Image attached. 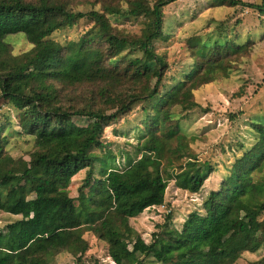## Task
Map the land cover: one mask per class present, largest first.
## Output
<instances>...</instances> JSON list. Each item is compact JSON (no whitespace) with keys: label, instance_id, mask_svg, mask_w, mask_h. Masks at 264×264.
<instances>
[{"label":"trees","instance_id":"16d2710c","mask_svg":"<svg viewBox=\"0 0 264 264\" xmlns=\"http://www.w3.org/2000/svg\"><path fill=\"white\" fill-rule=\"evenodd\" d=\"M85 1L100 3V11L73 13L70 0H0V111L11 107L18 128L12 131L5 116L9 129L0 142L23 135L38 144L28 162L0 153V211L18 218L0 232V264H50L64 252L82 264L89 251L85 234L105 244L114 264H147L148 258L157 264H236L249 240L264 244L260 121L250 120L253 143L237 144L233 164L201 208L187 215L181 232L171 227V212L146 244L130 221L162 207L173 180L185 193L203 192L215 169L197 158L191 149L195 138L182 132V116L173 111L188 115L199 109L194 92L227 77L232 62L247 55L254 42L240 45L221 34L215 40L193 36L186 42L192 65L167 84L169 66L155 43L170 37L164 10L178 0ZM206 2L211 9L243 8L264 16V0ZM130 16L140 18L136 34L109 20ZM82 20L93 26L77 41L51 39ZM16 35L25 37L28 52L11 53L6 40ZM69 91L80 101L65 108ZM137 104L144 114L138 157L119 170L103 135L120 121L126 126ZM74 118L86 119L87 126H77ZM81 172L85 178L71 198L69 186ZM64 233L73 236L66 239ZM171 234L176 241L168 238ZM250 264H264V256Z\"/></svg>","mask_w":264,"mask_h":264},{"label":"rangeland","instance_id":"374dc122","mask_svg":"<svg viewBox=\"0 0 264 264\" xmlns=\"http://www.w3.org/2000/svg\"><path fill=\"white\" fill-rule=\"evenodd\" d=\"M241 1L259 3V0ZM100 9L101 4L98 2L93 6L85 0H70L69 10L73 13L86 14ZM164 14V31L170 37L167 41L156 42L155 48L166 56L169 66L165 80L167 84H171V79L179 77L185 68L192 65L186 42L193 36L202 37L204 40H215L221 34L226 39H234L240 45L248 39L252 40L254 45L247 55L232 62L227 77H219L212 84L194 92L193 100L199 109L187 113L188 115L179 114L180 108L174 109V114L182 116V132L188 137L195 138V142L191 145L192 151L200 161L210 162L215 173L205 182L203 192L198 195L181 191L177 187L176 180L171 181L167 188L166 202L162 207L148 209L130 221V226L146 244L151 243L153 234L158 232V226L164 225L166 216L171 212V227L182 231L181 227L187 215L201 208L203 198L208 192L217 188L222 176L226 174V169L233 164L240 150L237 144L242 143L248 147L253 143L249 129L250 120L264 123V16L243 8L211 9L206 0H178L168 6ZM109 20L114 27L124 29L131 34L138 33L141 28L140 18L109 17ZM221 22L224 26L218 31ZM92 26L90 21L82 20L75 26L54 33L51 39L59 44L77 41L80 35ZM6 42L10 44L13 55L28 52L31 48L25 37L21 35L12 36ZM63 98L65 108H70L75 101H80L76 99L77 95L70 91L66 92ZM141 110L140 104L135 105L128 116L126 126L120 121L106 129L103 135V143L109 144L119 170L127 168L129 162L133 163L138 157L136 150L138 138L143 132L138 125L144 117ZM5 116H8L13 123L12 131L18 130L14 110L2 106L0 111L2 137L9 129ZM73 121L79 127L88 124L86 119L74 118ZM37 145L33 138L23 135L12 136L6 144L0 142V153H7L13 158H22L28 162L29 154ZM84 178L85 172H81L72 179L68 189L71 198L77 197V190ZM17 219L0 211V232L5 231L6 226ZM62 236L70 239L73 234L64 233ZM168 238L172 242L176 241L173 234ZM230 238L234 239L237 236L232 234ZM83 239L89 244V251L82 258V264H114L107 255L104 243L90 234H85ZM259 241L249 240L243 258L236 264H250L263 257L264 244ZM75 263L76 260L66 252L52 258L50 262V264ZM147 264L157 263L152 258H148Z\"/></svg>","mask_w":264,"mask_h":264}]
</instances>
